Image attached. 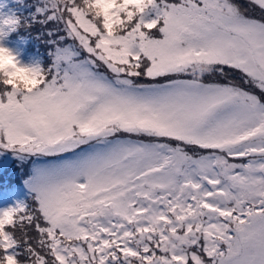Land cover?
I'll list each match as a JSON object with an SVG mask.
<instances>
[{"label": "snow or ice", "instance_id": "1", "mask_svg": "<svg viewBox=\"0 0 264 264\" xmlns=\"http://www.w3.org/2000/svg\"><path fill=\"white\" fill-rule=\"evenodd\" d=\"M37 12L63 33L47 70L0 47V149L40 161L31 204L0 211V264H264V19L232 0Z\"/></svg>", "mask_w": 264, "mask_h": 264}, {"label": "trees", "instance_id": "2", "mask_svg": "<svg viewBox=\"0 0 264 264\" xmlns=\"http://www.w3.org/2000/svg\"><path fill=\"white\" fill-rule=\"evenodd\" d=\"M233 1L238 3L244 11L256 15L254 8L242 3H247V0H239L241 3L238 0ZM46 3L47 0H18L15 4L16 6H19L15 13L18 24L15 27L14 32L11 34L13 37L19 38L22 36L26 38L28 51L32 53L35 52L41 56L42 71L47 70L50 67L51 57L49 53L53 51L54 47L60 42L59 38L63 35L59 30L61 26L57 21L48 20L47 13L41 15L37 12V9H44ZM262 13L264 14V12ZM229 79L234 83H236L235 79L239 81L241 80V78L231 75H229ZM34 161L33 157L26 159L25 155H14L9 168L0 172V192L7 190L8 188L24 185V181L30 174ZM25 200L26 204H31L30 194ZM16 235L17 238H20L21 233L17 232Z\"/></svg>", "mask_w": 264, "mask_h": 264}, {"label": "rangeland", "instance_id": "3", "mask_svg": "<svg viewBox=\"0 0 264 264\" xmlns=\"http://www.w3.org/2000/svg\"><path fill=\"white\" fill-rule=\"evenodd\" d=\"M18 0H0V19L8 18V17H13L15 18V13L18 10V7H15V3ZM239 1V0H238ZM248 2H242L246 5H248L251 8H254V12L256 13H249L244 11L238 3H236L241 11L250 17L256 18V19H264V14L256 7L251 5ZM233 3H235L232 0ZM240 2V1H239ZM241 3V2H240ZM4 31L7 33L4 35L2 38H0V47H4L8 49L16 58L19 66H25V67H34L38 66L42 70V65H41V56L37 53H31L28 51V46L26 44V38L20 36L18 39L16 38H11L10 32L8 29H4ZM231 76H235L237 78H241L237 74H229ZM229 78V77H228ZM236 84L244 87V88H249L250 86L248 85H243L242 81L235 79ZM223 82V81H221ZM14 155H21L24 156L26 159L31 158L32 156H29L27 154H18L14 151L8 150V149H0V172L5 171L9 168L10 163L12 162ZM36 163H40V161H34L33 166ZM32 166V167H33ZM29 195V191L27 187L24 185L22 186H15L13 188H8L7 190H3L0 192V211L6 210L8 208H13L15 207L18 203H25L26 204V197ZM31 235H34L31 233Z\"/></svg>", "mask_w": 264, "mask_h": 264}, {"label": "clouds", "instance_id": "4", "mask_svg": "<svg viewBox=\"0 0 264 264\" xmlns=\"http://www.w3.org/2000/svg\"><path fill=\"white\" fill-rule=\"evenodd\" d=\"M0 63H2V61H0Z\"/></svg>", "mask_w": 264, "mask_h": 264}]
</instances>
